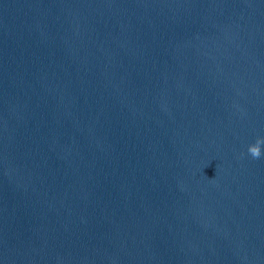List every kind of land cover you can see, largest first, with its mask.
<instances>
[{"label": "water", "instance_id": "obj_1", "mask_svg": "<svg viewBox=\"0 0 264 264\" xmlns=\"http://www.w3.org/2000/svg\"><path fill=\"white\" fill-rule=\"evenodd\" d=\"M264 39L137 123L0 185V264H264Z\"/></svg>", "mask_w": 264, "mask_h": 264}, {"label": "clouds", "instance_id": "obj_2", "mask_svg": "<svg viewBox=\"0 0 264 264\" xmlns=\"http://www.w3.org/2000/svg\"><path fill=\"white\" fill-rule=\"evenodd\" d=\"M261 145H264V137H258L254 144L248 146V152L253 158H259L261 156Z\"/></svg>", "mask_w": 264, "mask_h": 264}]
</instances>
